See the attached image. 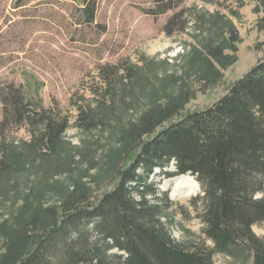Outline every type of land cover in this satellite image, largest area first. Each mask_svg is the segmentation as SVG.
I'll return each mask as SVG.
<instances>
[{
    "label": "rangeland",
    "instance_id": "obj_1",
    "mask_svg": "<svg viewBox=\"0 0 264 264\" xmlns=\"http://www.w3.org/2000/svg\"><path fill=\"white\" fill-rule=\"evenodd\" d=\"M155 7L154 0H97L88 24L82 0H0V121L2 92L12 83L70 119L60 155L0 179V264H14L12 256L35 243L49 221L98 202L117 184L148 136L140 128L148 109L171 100H180L183 114L209 107L264 58V12L253 0H182L163 14L152 13ZM113 65L139 66L140 81L117 82L126 99L118 97L115 121L81 127L80 110L99 105L102 73L115 72ZM5 131L7 143L31 138L23 125ZM162 172L156 168L150 180L174 201L162 215L171 238L186 247L201 243L192 203L203 195L200 183ZM254 230L263 235L264 222ZM19 242L28 245L14 246Z\"/></svg>",
    "mask_w": 264,
    "mask_h": 264
},
{
    "label": "trees",
    "instance_id": "obj_2",
    "mask_svg": "<svg viewBox=\"0 0 264 264\" xmlns=\"http://www.w3.org/2000/svg\"><path fill=\"white\" fill-rule=\"evenodd\" d=\"M82 1L84 22L92 24L97 0ZM180 1L154 0L152 13H166ZM253 1L257 11L264 12V0ZM112 68L115 72L102 73L99 105L80 110L81 127L115 121L121 107L118 97L126 99L117 82L141 79L139 66ZM2 102L0 179L64 151L68 116L28 97L14 83L4 88ZM11 124L26 126L31 138L7 143L5 130ZM140 128L148 136L121 169L117 184L98 202L79 205L49 221L35 243L12 256L14 264H216L218 259L226 264H264V234L254 230L264 222V58L211 106L183 114L180 100H171L148 109ZM171 166L175 170L167 172ZM156 168L168 177L191 174L200 183L203 195L192 203L202 222L201 243L186 247L171 238L162 215L174 201L150 180Z\"/></svg>",
    "mask_w": 264,
    "mask_h": 264
},
{
    "label": "bare ground",
    "instance_id": "obj_3",
    "mask_svg": "<svg viewBox=\"0 0 264 264\" xmlns=\"http://www.w3.org/2000/svg\"><path fill=\"white\" fill-rule=\"evenodd\" d=\"M194 182H195V180H194ZM182 184H183V182L179 183L178 186H180V185H182ZM196 184H197V183H196Z\"/></svg>",
    "mask_w": 264,
    "mask_h": 264
}]
</instances>
